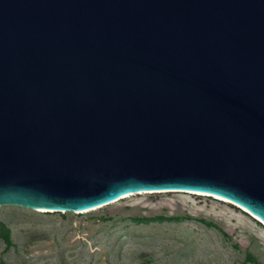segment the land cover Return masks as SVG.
<instances>
[{
    "label": "water",
    "instance_id": "obj_1",
    "mask_svg": "<svg viewBox=\"0 0 264 264\" xmlns=\"http://www.w3.org/2000/svg\"><path fill=\"white\" fill-rule=\"evenodd\" d=\"M148 190L264 223V0H0V205Z\"/></svg>",
    "mask_w": 264,
    "mask_h": 264
},
{
    "label": "rangeland",
    "instance_id": "obj_2",
    "mask_svg": "<svg viewBox=\"0 0 264 264\" xmlns=\"http://www.w3.org/2000/svg\"><path fill=\"white\" fill-rule=\"evenodd\" d=\"M86 210L0 205V264H264V223L218 196L132 192Z\"/></svg>",
    "mask_w": 264,
    "mask_h": 264
},
{
    "label": "bare ground",
    "instance_id": "obj_3",
    "mask_svg": "<svg viewBox=\"0 0 264 264\" xmlns=\"http://www.w3.org/2000/svg\"><path fill=\"white\" fill-rule=\"evenodd\" d=\"M148 191H159V192H163V191H171V190H148ZM141 192H144V191H141ZM190 192H196V193H199V194H202V193H204V192H199V191H190ZM139 193V192H138ZM132 194V193H131ZM129 194H126V195H123V196H121V197H116V198H113L112 200H110V201H108V202H106V203H111V202H114V201H116L117 199H119V198H122V197H125V196H128ZM214 196H216V195H214ZM100 206H102V204H100V205H98V206H95V207H93L92 209H94V208H98V207H100ZM33 210H35V211H38V212H54V210H49V209H43V208H32ZM91 209V208H90ZM89 209V210H90ZM75 211H77V212H85V211H87V210H75ZM256 217V216H255ZM258 218V217H257ZM259 219V218H258ZM260 220V219H259Z\"/></svg>",
    "mask_w": 264,
    "mask_h": 264
},
{
    "label": "trees",
    "instance_id": "obj_4",
    "mask_svg": "<svg viewBox=\"0 0 264 264\" xmlns=\"http://www.w3.org/2000/svg\"><path fill=\"white\" fill-rule=\"evenodd\" d=\"M3 238H4V241L8 242L7 241L8 240V235H7V230L6 229L3 230Z\"/></svg>",
    "mask_w": 264,
    "mask_h": 264
}]
</instances>
